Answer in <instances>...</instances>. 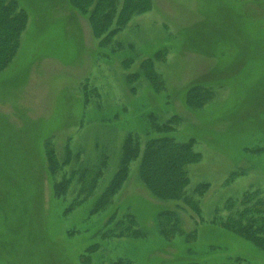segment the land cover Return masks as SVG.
<instances>
[{
    "label": "rangeland",
    "instance_id": "rangeland-1",
    "mask_svg": "<svg viewBox=\"0 0 264 264\" xmlns=\"http://www.w3.org/2000/svg\"><path fill=\"white\" fill-rule=\"evenodd\" d=\"M16 1L28 23L0 73V264H264V250L219 225L229 203L236 209L248 192L264 196V150H256L264 149V0H151L102 46L67 0ZM145 58L162 78L159 92L143 75L132 77ZM192 84L211 90L198 109L184 104ZM150 114L157 124L177 116L166 135L193 139L199 160L186 167V191L206 185L199 213L181 200L155 198L139 177V157L108 206L91 213L128 134L141 146L164 135L150 128ZM46 137L59 160L66 147L72 152L53 177ZM104 160L84 199L81 170ZM70 175L55 197L52 180ZM165 209L181 220L182 233L172 239L156 227ZM112 214L114 222L133 216L145 236L102 237ZM91 245L98 247L83 263Z\"/></svg>",
    "mask_w": 264,
    "mask_h": 264
},
{
    "label": "trees",
    "instance_id": "trees-1",
    "mask_svg": "<svg viewBox=\"0 0 264 264\" xmlns=\"http://www.w3.org/2000/svg\"><path fill=\"white\" fill-rule=\"evenodd\" d=\"M68 4L79 14L85 15L90 24L92 34L100 40V45H106L108 41L120 31L133 14L145 11L151 4V0H67ZM27 12L19 6L16 0H0V73H2L14 58L20 43L22 32L27 26ZM156 56V54H155ZM158 57V56H156ZM131 60H124L123 65L128 67ZM141 75L149 80L153 92H159L162 86V78L156 72L152 58H145L139 64L138 72L132 77ZM184 104L190 109L200 108L211 97V90L203 85L192 84L184 89ZM157 117L150 114L148 119L150 128L159 133H164L157 138H151L140 143L138 137L128 134L121 148L119 165L110 183L98 197L91 213H96L108 206L111 196L116 193L127 179L129 163L139 157L138 173L146 189L160 200H181L191 210L199 213L198 200L206 190V185H197L189 194L186 191L189 178L186 167L199 160V154L193 150V139L177 141L166 135L174 127L173 121H178L177 116H172L169 121L156 123ZM155 121V122H154ZM50 138L42 141L43 157L47 165V173L51 177L59 168L69 164L72 157L70 148H65L64 157L59 160ZM263 151V148H257ZM104 161L95 169L84 168L80 173V191L84 199L93 193L98 178L102 174ZM74 172V171H73ZM72 172V173H73ZM63 176L60 180H52L51 187L55 197H61L67 185L71 181ZM87 178V179H86ZM259 192H248L240 200V206L233 209L229 203L228 216L219 224L220 227L252 243L257 248L264 250V196ZM83 199L79 200V203ZM78 204L75 203L74 205ZM71 205L70 209L72 208ZM115 214H112L101 236L106 237H144L145 232L136 228L134 217L127 215L126 219L114 222ZM123 220V221H122ZM181 220L173 210H161L156 217L158 233L165 239H172L182 233ZM189 237H195L191 233ZM97 245H91L87 253L82 255L81 261L88 263L90 253L97 249ZM110 264H130L129 259L120 258ZM186 264H199L191 261Z\"/></svg>",
    "mask_w": 264,
    "mask_h": 264
}]
</instances>
